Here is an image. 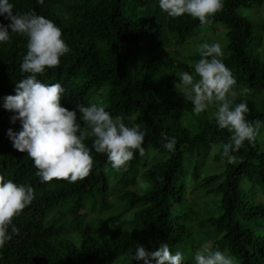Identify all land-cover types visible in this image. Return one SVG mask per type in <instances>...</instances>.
Here are the masks:
<instances>
[{
    "label": "trees",
    "instance_id": "1",
    "mask_svg": "<svg viewBox=\"0 0 264 264\" xmlns=\"http://www.w3.org/2000/svg\"><path fill=\"white\" fill-rule=\"evenodd\" d=\"M13 3L15 12L34 10L62 29L70 51L58 68L39 75L45 83L63 85L61 104L105 105L113 117L146 131V152L137 151L126 170H115L106 154L93 149L88 177L42 182L32 158L14 149L7 136L9 128L19 131L21 125L11 123L3 98L15 94L16 82L27 75L21 72L27 37L11 33L0 43V174L30 184L35 198L14 217L19 233L0 250V264H143L131 261L137 243L156 250L163 242L173 254H184L182 264H195L205 242L236 264H264V141L257 134L264 133V47L255 21L241 13L264 0H224L206 26L188 14L167 16L158 0ZM0 23L9 21L0 16ZM208 26L224 38L221 59L237 80L230 99L234 105L247 102L246 118L257 129L255 139L233 153L234 162L222 156L232 133L217 126L215 105L196 114L179 83L184 71L195 75L201 58L196 44L203 41L196 36ZM191 39L196 44L185 52ZM164 134L177 138L175 152L163 146ZM93 140L85 142L91 147ZM148 153L151 164L145 162ZM209 158L223 160L213 166ZM90 221L98 230L76 246L70 232Z\"/></svg>",
    "mask_w": 264,
    "mask_h": 264
},
{
    "label": "clouds",
    "instance_id": "2",
    "mask_svg": "<svg viewBox=\"0 0 264 264\" xmlns=\"http://www.w3.org/2000/svg\"><path fill=\"white\" fill-rule=\"evenodd\" d=\"M43 4L44 0H37ZM159 8L167 16L177 18L188 14L198 18L202 26L209 25L215 14L224 7V0H158ZM13 0H0V16L8 24L0 23V43L11 39V33L27 37V51L23 56L21 72L27 75L16 82L15 94L6 95L3 108L9 110L11 123L19 121L21 128H9L7 136L12 147L27 154L37 168L36 175L42 182L65 179L70 183L88 177L94 167L97 153L107 155L115 170H126L137 151L144 155L143 142L146 131L139 125L128 126L122 117H113L102 104L77 103L69 109L61 104L65 88L60 82L48 84L39 79L49 69L58 68L61 57L70 51L63 38L62 29L51 19L34 10L25 13L14 11ZM200 59L194 65L195 75L184 71L179 83L184 98L191 101L193 111L200 114L215 105L216 124L232 133L223 144L222 156L234 162L245 141L252 142L256 126L246 118L249 108L246 101L234 105L230 99L237 80L221 57L219 42L202 43L198 48ZM79 113V116H78ZM81 122L86 124L81 129ZM92 136V146L85 142ZM175 136L164 134L163 146L175 152ZM35 190L30 184H19L0 174V250L12 240L19 228L13 222L31 205ZM184 254L172 253L167 242L156 250H148L137 243L131 261L143 264H182ZM195 264H236L234 257L218 247L213 249L205 242L194 256Z\"/></svg>",
    "mask_w": 264,
    "mask_h": 264
},
{
    "label": "rangeland",
    "instance_id": "3",
    "mask_svg": "<svg viewBox=\"0 0 264 264\" xmlns=\"http://www.w3.org/2000/svg\"><path fill=\"white\" fill-rule=\"evenodd\" d=\"M241 11V10H240ZM241 13L243 14V15H245V16H247L248 18H250L251 20H253V21H255V26H254V28H255V35L256 36H261L262 37V43H261V47H264V30L262 29V26H263V24H264V3L261 5V6H259L258 8H254V9H245V10H242L241 11ZM213 28L211 27V26H208V27H206V28H204L203 30H205V32H201L200 34H198L196 37H197V39L198 40H203V41H198L197 42V44L191 39L190 41H189V43H188V45L187 46H184L182 49L186 52L189 48L188 47H193L195 44H196V46H197V49L196 50H198V48H199V46L202 44V43H204V42H207L208 41V39H207V37L209 36V37H211L212 39H214V42H219L220 44H222V42H223V40H224V38H223V40H222V38L221 37H218V34L219 33H217L216 34V32H213V30H212ZM219 29V28H218ZM213 32V33H212ZM218 32H222L221 30L220 31H218ZM263 34V35H262ZM220 35V34H219ZM207 39V40H206ZM209 42V41H208ZM173 49V48H172ZM192 50V48L190 49V51ZM234 95V92H231V95L230 96H233ZM263 96H264V94H263ZM209 108V107H208ZM257 134H260V135H262V136H260L259 135V137L261 138V139H263V141H264V133L263 132H260L259 133V131L257 132ZM210 158L212 159L213 158V156L211 155L210 156ZM210 158L208 159V163L209 164H211V165H213V166H220V164H221V162H222V160L223 159H219V160H216V161H214L213 163H211L210 162ZM153 161H155L154 159H153V153H148V155H147V157H146V163H149V164H151V163H153ZM137 181L138 182H140L141 183V178H140V176L137 178ZM129 190L132 188L131 186H128L127 187ZM138 188H139V185H138ZM204 200H206V197H203L201 200H198L197 202L198 203H201V201H204ZM82 215H84V217H85V219L88 217L87 216V214L86 213H81ZM91 221L89 222V224H87V225H85V224H83L82 225V228L80 229V230H78V231H74V230H72L71 232H70V237L71 238H73L72 240H73V243L76 245V246H78V247H80L81 246V241L83 240V238L84 237H87V235H89V234H92V233H90L91 232V230L93 231V230H98V227H91ZM88 225H90L89 226V228H88ZM87 230H89V231H87Z\"/></svg>",
    "mask_w": 264,
    "mask_h": 264
}]
</instances>
